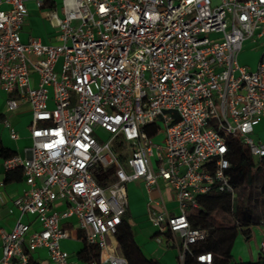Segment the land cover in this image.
I'll list each match as a JSON object with an SVG mask.
<instances>
[{
  "label": "built area",
  "instance_id": "1",
  "mask_svg": "<svg viewBox=\"0 0 264 264\" xmlns=\"http://www.w3.org/2000/svg\"><path fill=\"white\" fill-rule=\"evenodd\" d=\"M60 11L56 43L22 41L24 0H0V88L7 110L23 99L31 111L29 154L3 159L28 188L12 199L11 229H0V264H27L37 248L50 264H74L60 245L70 236L60 221L72 218L98 250L82 264H128L115 232L126 184L139 179L172 189L176 211L149 199L147 216L154 240L176 245L183 262L207 235L187 217L197 196L235 192L229 138L264 157V141L252 137L264 116V0H61ZM246 41L261 49L255 69L238 60ZM195 259L213 264L209 251Z\"/></svg>",
  "mask_w": 264,
  "mask_h": 264
},
{
  "label": "crops",
  "instance_id": "2",
  "mask_svg": "<svg viewBox=\"0 0 264 264\" xmlns=\"http://www.w3.org/2000/svg\"><path fill=\"white\" fill-rule=\"evenodd\" d=\"M42 1V5L37 6L36 0H24L27 8V15L25 16L20 30V37L22 41H27L31 38H39L44 43L57 42L58 29L55 23L57 18L61 16V0ZM45 1H47V3H45ZM2 6L5 7V4H2ZM257 48L260 49L258 45L255 46V50H257ZM239 55L242 61L241 64L250 69L254 68L256 61H250L247 59L248 57L246 53L243 52V48L239 52L238 56ZM31 77L32 83L35 85L38 77L35 73H33ZM6 98V92L0 88V229L10 230L19 215L18 209H16L12 204V199L17 195L22 194L28 188V185L25 182L22 170L19 174L16 172L11 173V177L9 179H5L6 170L3 166L4 157L2 154V148L11 150L15 153L14 155H19L20 157H26L29 154V147L31 146V111L29 103L23 99L18 101L14 110H7L5 105ZM5 119H7L16 130V138H11L9 136V129L4 125ZM262 121H264V116H260L259 122L256 124L258 127L257 134L260 132L259 125ZM126 191L127 208L123 216L126 218H132L130 225L133 237L135 242L141 248L143 254L147 257L156 259L160 264H183L182 261L178 262V247L174 244L170 247L169 244L171 243L167 240H163L160 244H154L151 238H154L156 230L152 227V229H150L148 226L150 225V221L147 216L149 199L157 202V206L161 208H165L171 212L176 211L177 206L172 189L162 180H159L156 184L147 187L144 182L139 179L127 182ZM63 206L64 204L61 202H56L54 204L55 209H60ZM22 220L33 221L32 226L35 229L39 227V224L34 221V218L31 215L24 214L22 216ZM60 223L63 227L69 229L70 232V236L68 238L60 240L61 247L69 253L70 259L74 262V264H82L84 260H81L77 256V252L83 248L84 239L81 237V233L76 227V220L73 218L71 220H61ZM249 229L250 235L248 238H245L240 231L237 234V236L241 234L243 239L246 241L244 253H241V255L244 256L249 254L252 257L254 254H257V256H259V241L262 234H264V220L260 219L258 223L251 224ZM237 236L233 240L232 247ZM252 239L254 240V243H252ZM231 251L230 254L233 255ZM30 255L39 264H50L45 248H37ZM242 256L237 259L235 258V260L249 261L240 259L243 258ZM257 259L258 257L255 260Z\"/></svg>",
  "mask_w": 264,
  "mask_h": 264
},
{
  "label": "trees",
  "instance_id": "3",
  "mask_svg": "<svg viewBox=\"0 0 264 264\" xmlns=\"http://www.w3.org/2000/svg\"><path fill=\"white\" fill-rule=\"evenodd\" d=\"M154 132V128L149 130L151 135ZM229 141L231 150L228 168L229 182L235 190L241 186H245L246 189L243 192H234L236 198L230 192L218 190H211L197 196L198 206L190 208L187 217L193 227L204 228L207 235L191 246L190 252L185 254L183 264H204L197 262L195 256L207 251L211 252L213 264H264V255L261 254L257 260L249 261H237L230 255L233 240L238 232L240 231L245 238H248L249 226L258 223L260 219L264 220V157L255 160L248 146L239 138L231 137ZM2 154L4 158H7L15 153L2 148ZM15 172L19 174L21 168L6 169L5 179H9L10 174ZM104 177L105 175H98L99 180ZM256 204H260L262 208L259 216H256L253 210ZM218 212L227 213L230 218L224 219ZM115 238L128 264H160L156 259L143 254L134 240L131 225L124 216L117 227ZM83 242L84 246L77 252V256L84 261L96 258L97 248L87 244L85 240ZM172 245L169 244L170 247ZM27 264L39 263L30 255Z\"/></svg>",
  "mask_w": 264,
  "mask_h": 264
},
{
  "label": "rangeland",
  "instance_id": "4",
  "mask_svg": "<svg viewBox=\"0 0 264 264\" xmlns=\"http://www.w3.org/2000/svg\"><path fill=\"white\" fill-rule=\"evenodd\" d=\"M255 46H257V44L255 42L246 41L244 43V45H243V52L246 53V55L248 57L247 59H249L250 61L255 60L256 61V64H257V61H258L259 56H260V53H261V49L257 48V50H255ZM255 54H256V56H255ZM238 60H239L240 63H242L240 55L238 56ZM256 64H255V66H254L253 69H255ZM259 128H260V130H259L260 132H258V134H259L258 135L257 134L258 127H257V125L254 126V132L252 134V137L254 139H256V140L259 137V139H261L262 141H264V121L261 122V124L259 125ZM98 133L99 134L97 135V139H98L99 142H102V141H104L107 138V134L104 131L98 130ZM162 139H163V133L162 132H159L156 136L153 137V142L154 143H157V144H160L162 142ZM256 183L259 184L258 182H256ZM257 184H256V186H258ZM245 189H246L245 186H241V187L238 188V191L235 190V193H237V192H243ZM233 197L236 198L235 194H233ZM260 209H262L260 207V204H256L255 206H253V210H254V213H255L256 216H259ZM218 214H219L220 217H223L224 219H229L230 218V215L227 214V213L218 212ZM126 219H127V221L129 223H130V221L132 222V218L131 217H127ZM148 226H149L150 229L154 228L151 223ZM151 240L154 242V244H160V243H156L155 240H154V238H151ZM251 241H252V243H254V240L253 239ZM244 246H246V241L243 239V237L241 236V234H239L237 236V238H236V241H235L233 247H232V251L231 252L233 253V255L230 254L231 257L233 259H235V258L237 259L238 257H241L242 256L241 253H244ZM259 256H260V253H259ZM259 256H257V254H254L251 257L249 254H246V255L242 256L243 258H240V259H242V260H251V259L252 260H255ZM177 257H178V254H177ZM180 261H181L180 258H178V262H180Z\"/></svg>",
  "mask_w": 264,
  "mask_h": 264
}]
</instances>
